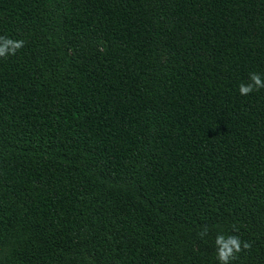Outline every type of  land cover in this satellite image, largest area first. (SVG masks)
Segmentation results:
<instances>
[{
    "label": "trees",
    "instance_id": "1",
    "mask_svg": "<svg viewBox=\"0 0 264 264\" xmlns=\"http://www.w3.org/2000/svg\"><path fill=\"white\" fill-rule=\"evenodd\" d=\"M0 36V264H264V0H0Z\"/></svg>",
    "mask_w": 264,
    "mask_h": 264
},
{
    "label": "clouds",
    "instance_id": "2",
    "mask_svg": "<svg viewBox=\"0 0 264 264\" xmlns=\"http://www.w3.org/2000/svg\"><path fill=\"white\" fill-rule=\"evenodd\" d=\"M25 41L14 40L7 36H0V57L6 58L9 55H15L18 50L23 48ZM249 83H241L239 85V93L241 95H249L253 91L264 89V79L260 74L252 72L249 74ZM207 234V228L199 233L201 237ZM217 248V260L219 264H229L236 258V254L242 250L250 249L251 245L248 242L241 241L238 236L229 235L225 237L223 234H218L215 238Z\"/></svg>",
    "mask_w": 264,
    "mask_h": 264
}]
</instances>
